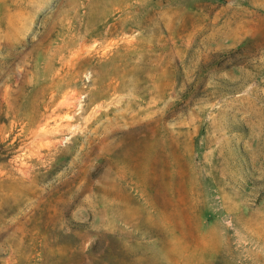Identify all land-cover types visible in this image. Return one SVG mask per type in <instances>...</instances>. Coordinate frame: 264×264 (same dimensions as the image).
<instances>
[{
    "label": "rangeland",
    "instance_id": "374dc122",
    "mask_svg": "<svg viewBox=\"0 0 264 264\" xmlns=\"http://www.w3.org/2000/svg\"><path fill=\"white\" fill-rule=\"evenodd\" d=\"M0 264H264V0H0Z\"/></svg>",
    "mask_w": 264,
    "mask_h": 264
}]
</instances>
